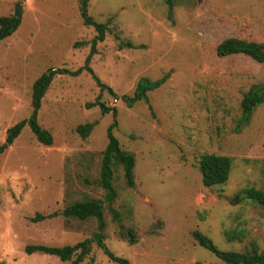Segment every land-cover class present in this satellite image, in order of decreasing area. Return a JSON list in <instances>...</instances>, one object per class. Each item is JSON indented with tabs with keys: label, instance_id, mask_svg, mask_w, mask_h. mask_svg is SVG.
Returning <instances> with one entry per match:
<instances>
[{
	"label": "rangeland",
	"instance_id": "obj_1",
	"mask_svg": "<svg viewBox=\"0 0 264 264\" xmlns=\"http://www.w3.org/2000/svg\"><path fill=\"white\" fill-rule=\"evenodd\" d=\"M14 2L0 0V16ZM87 12L108 21L96 44L79 0H23L18 28L0 41V145L8 127L30 116L34 81L50 68L67 70L54 75L37 112L52 144L40 143L26 123L0 154V264H70L25 247L85 238L90 252L79 264H118L94 240V217L61 213L86 199L101 200L102 240L128 264H227L195 241L196 230L221 250L264 252V210L252 200L232 202L245 188L264 192V100L240 120L243 94L264 84V62L216 53L228 37L264 42V0H88ZM163 77L147 102L126 105L123 95L140 79ZM97 98L116 109L113 134L135 159L132 187L122 164H111L110 203L100 166L114 118L111 109L87 106ZM86 122L95 125L83 138L75 128ZM204 153L231 158L224 184L203 186ZM120 223L133 230L134 243Z\"/></svg>",
	"mask_w": 264,
	"mask_h": 264
},
{
	"label": "trees",
	"instance_id": "obj_2",
	"mask_svg": "<svg viewBox=\"0 0 264 264\" xmlns=\"http://www.w3.org/2000/svg\"><path fill=\"white\" fill-rule=\"evenodd\" d=\"M200 1V0H197ZM88 0H79V11L84 24L93 26L97 33L93 38V43L103 41L106 32L109 31L107 22H95L87 12ZM23 14V0H15L14 8L11 14L0 16V41L9 37L18 28ZM117 38V35H115ZM130 45L129 43H127ZM122 45V43H121ZM216 53L219 56L228 54L242 53L257 62H264V42H257L245 40L238 37H228L222 40L216 47ZM67 72V70L50 68L42 73L32 84L31 92V106L32 111L27 119L20 120L6 129L4 142L0 145V154L13 143L14 139L19 135L22 127L27 123L35 135L36 139L45 145H51L53 141L52 134L40 126L37 121V112L41 106V99L44 96L49 84L57 73ZM77 72V71H75ZM74 73V72H72ZM165 78L151 80L142 78L137 82V85L131 96L123 95V100L127 106H132L138 100H145L147 102V92L153 88L158 87L163 83ZM114 94L110 87H104ZM263 89V91H262ZM264 100V84L251 86L242 96L240 101L241 107V121L245 122L249 119L255 105ZM88 107L98 106L100 110L105 113L110 109L114 120L107 127L106 136L107 144L103 151V157L100 166V184L105 190V200L112 202L116 197V192L111 184L112 170L111 164L115 161L121 163L123 166L124 178L127 186L134 185L133 168L135 164L134 156L120 148L118 139L113 134V128L117 125L115 120L116 109L105 106L97 98L94 102L88 103ZM95 122H86L76 126V132L83 138L87 137L91 132ZM231 168V158L227 155H220L214 153H204L198 160V169L201 175V182L203 186L211 187L215 185L224 184ZM252 200L256 202L264 210V192L255 188H245L241 192L236 193L232 199L233 203H238L243 200ZM115 219L119 221V214L116 210L111 209ZM62 215L66 217H74L80 220H85L94 217L97 220V231L94 234V240L97 245L103 250L106 256L115 263L128 264V260L119 257L112 253L104 244L102 240V230L104 228L102 202L99 199L79 200L66 206L62 211ZM58 214L53 212L46 216L37 213L32 217L33 221L41 220L47 216H54ZM121 235L125 236L129 243L136 241L135 234L131 228L125 229L120 223ZM195 241L208 251L212 252L216 257L227 264H264V252H258L256 249L247 251H227L221 250L216 246L212 240L202 232L196 230L192 233ZM91 238H85L73 245L64 246H46V245H27L25 252L30 254L33 252H40L43 254L54 255L61 261L71 260L70 264H79L85 256L90 252ZM75 257L72 259V257Z\"/></svg>",
	"mask_w": 264,
	"mask_h": 264
},
{
	"label": "built area",
	"instance_id": "obj_3",
	"mask_svg": "<svg viewBox=\"0 0 264 264\" xmlns=\"http://www.w3.org/2000/svg\"><path fill=\"white\" fill-rule=\"evenodd\" d=\"M116 101H117V99H114V100H113V102H116Z\"/></svg>",
	"mask_w": 264,
	"mask_h": 264
}]
</instances>
